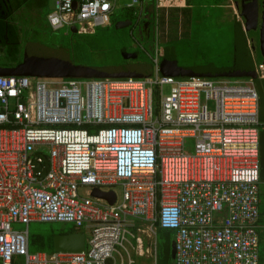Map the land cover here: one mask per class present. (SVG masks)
<instances>
[{"label": "built area", "instance_id": "2783aa9c", "mask_svg": "<svg viewBox=\"0 0 264 264\" xmlns=\"http://www.w3.org/2000/svg\"><path fill=\"white\" fill-rule=\"evenodd\" d=\"M114 1L56 0L47 20L53 30L94 31L110 24ZM175 2L156 0L150 76L0 75V264H116L117 255L133 264L130 249L155 257L159 228L175 233V264H264V62L255 78L162 74L160 13ZM96 188L115 201L93 195ZM31 221L71 222L89 234L85 248L32 252Z\"/></svg>", "mask_w": 264, "mask_h": 264}, {"label": "rangeland", "instance_id": "374dc122", "mask_svg": "<svg viewBox=\"0 0 264 264\" xmlns=\"http://www.w3.org/2000/svg\"><path fill=\"white\" fill-rule=\"evenodd\" d=\"M116 6L110 15V22L115 19L125 18L133 13V9L138 8L140 0L132 2L131 7L126 4L132 0H115ZM196 3L194 9L190 12L189 21L186 28L183 27L180 32L171 31L168 35H159V44L170 51L176 58L178 66L184 71L191 69L195 65H209L224 67L232 64L234 58L233 42L236 38V32L239 30L235 23V17L230 8L224 6H215L217 0H194ZM54 2V0H51ZM226 0H222L225 3ZM54 5V4H53ZM130 10V11H129ZM174 10V11H173ZM172 13L180 15L175 9ZM176 11V13H175ZM43 8L40 10V16H28L27 8L14 14L13 21L17 22L20 30L21 46L16 54V59L20 61L28 60L30 56L40 57L43 61L45 57H68L75 65L100 66L116 64L124 60L123 53H137V60L142 64H150L151 59L148 53L153 52L151 39L142 33V21L146 19L141 17V22L137 23V15L133 14L132 23L122 28H116L115 25L107 27L97 26L93 33H74L68 27L52 31L48 27L45 18L41 19ZM151 15V14H150ZM160 22V21H159ZM161 23V22H160ZM179 22H175L178 27ZM238 29V30H237ZM179 34V36H178ZM247 35L254 39L256 50L254 53V65L263 63L264 56L258 47V35L253 30H249ZM37 47H43L39 49ZM51 47V48H49ZM1 52V51H0ZM2 53V52H1ZM4 53V52H3ZM1 59V58H0ZM128 59V58H127ZM162 60L163 58L160 57ZM45 62V61H44ZM170 92V86H165L164 93ZM259 92L263 101L262 110H264V89L259 86ZM262 139L260 145V160L262 164L261 182L259 187L264 191V127H261ZM194 145L193 138L186 140V152H192ZM80 193H85L84 188H80ZM118 198L121 194L119 186H115ZM264 194V192H263ZM73 226V223L42 222L31 221L28 224L29 234L48 233L49 227ZM17 228L24 229V224H17ZM50 231V229H49ZM263 235L260 242V249H264V229L259 230ZM87 237L89 236L86 233ZM30 251H41V249L30 245ZM16 264H23L22 257L16 259Z\"/></svg>", "mask_w": 264, "mask_h": 264}, {"label": "crops", "instance_id": "0c3cea01", "mask_svg": "<svg viewBox=\"0 0 264 264\" xmlns=\"http://www.w3.org/2000/svg\"><path fill=\"white\" fill-rule=\"evenodd\" d=\"M55 1L56 0H54V2H51V0H47L46 6L41 7L39 9L38 8L27 9L28 10V16H32V17L33 16H36V17H39L40 16V10L43 8L44 12L41 15V19L42 18H45V21L44 20H42V21H43V23L44 22H47L48 27H49L50 25L48 23L47 15L46 14H48L54 8ZM132 2H134V0H132L129 3H127L126 5L129 6V7H131L130 4ZM155 3H156V0H140V3L138 4V8L137 9L134 8L133 9V13H131V11L129 10L130 11V14L127 15L125 18H121V19H118V20L115 19L114 21L110 22V24L107 25V26L115 25V23L117 21H120V22L121 21H125L126 22L127 19H131V21H132L133 20V17H134L133 16L134 13H135V15H137V18H136V22H137V20L139 19V12H140V10L142 8L143 15L141 17L142 18L144 17L146 19L144 21V24H143V28L145 29L143 31L145 33V36L147 38L151 39L150 33L148 31V27H149V22H151V20L153 19L152 12H155ZM195 3L196 2L194 0H176L174 6H172L171 8H168V9L163 8V9H161L160 16H161V22H162V25H163L162 26V34H166V36L168 38V35H169V33L171 31H173V32H175V31L180 32L181 29H183L184 26H185L184 28H186L187 25H188V21H184L185 19H183V21L179 22V20H177L179 22V25H178V27H176L175 26V23L172 22V19H170V17H169V13H170L169 11L171 9L175 8V7H177L178 9L179 8H182V7H184V8H187L188 7L189 9H188V11L186 13L187 14L186 19H188L189 18L188 15H190V12L194 9ZM221 3H222V0H217V2L215 3V6L218 5V6H224L225 8H230L231 11H232V13H233V15H234V17H235V20H236L235 23L238 25V29L239 30L237 29L238 31L236 32L237 33L236 34V38H235V40L233 42V45H234V58H233L232 64H230L228 66H224V67H217V68H228V67H234V66L237 67V66H241V65L242 66H246L247 64H250V62L252 63V65L254 67V63H253L254 60L253 59H254V53H255V50H256V45L254 43V39L252 37H249L247 35V33H248L249 30H246L245 29V21H244V19L242 18V20H239L237 18V15L235 14V12H236V10H235L236 9L235 8V3H234L233 0H226L225 3H223V4H221ZM115 6H116V1H114V7ZM45 12H47V13L44 14ZM112 13H113V11H112ZM112 13H111V15H112ZM9 20L12 23L13 18H10ZM15 23H17V22H15ZM145 24H147V26H145ZM107 26H103V27H107ZM125 26H128V25H124V26L122 25V26H119V27L122 28V27H125ZM165 26H167V28ZM119 27H117V28H119ZM50 28H51V26H50ZM68 28H69V30L71 32H73L71 30V27H68ZM51 30L54 31L52 28H51ZM74 33H78V32L76 31ZM89 33H93V31H90ZM162 34H161V39H162ZM178 36H179V34H178ZM143 37H144V35H143ZM37 48L42 49L41 47H37ZM49 48H51V47H49ZM163 49H164V54H165V48L163 47ZM0 55L2 56V53L1 52H0ZM163 56H162V58L164 59ZM55 57H58L61 60L63 58H66V57H60V56H55ZM163 59L161 60L159 58V67H160V70H161V63H162ZM125 60H127V58H124V60H122L121 62H118L116 64H123L122 62L125 61ZM128 60H134L135 63L136 62H139V60H137V59H128ZM62 62H64V61H62ZM126 63H131V62L130 61L129 62L127 61ZM61 64H64V63H61ZM148 65L151 68V73L149 74V76H150V75H152L154 73V69H155V66H154V63H153L152 59H151L150 64H148ZM178 67H179V70H180V66H178ZM0 75H2V74H0ZM221 76H226V75H221ZM229 77H235V76H229ZM244 77H248V76H244ZM250 77H252V76H250ZM52 78H68V77H52ZM72 78H80V77H72ZM91 78H98V77H91ZM261 101H262V99H261ZM261 103H263V101ZM260 109H261V111H260V120H263L264 119V110H262V107L261 106H260ZM87 128L90 131H93L95 129L94 126H88ZM261 136H262V131H261V127H260L259 146L261 145V139H262ZM106 191H108V190L106 189ZM115 196H116V194H115ZM132 221L134 222V225L132 227H129V229H130L131 232L135 231L136 230V226L139 225V222L137 221V219H134ZM259 221L262 224H264V216L261 215ZM49 229H50V231H49ZM49 229H48V233H46V234L45 233H38V234H34L32 236H31V234H29V249H30V245L35 246V244L32 243V242H34V239L33 238L35 236L39 235V237H46V236H48L50 234L53 235L54 233H66V234L67 233H72V232L82 233V234H84L85 243H86L87 235H86V233H84V230H82V229H77L74 226H71V227H68V228H66V226H61V228L52 226V227H49ZM260 229H264V228H260ZM28 232H29V229H28ZM168 235L169 234H164V233L161 235L160 234V231H158V233L156 232V243L157 244H156V247L154 248V250L156 252L155 257H154V255L152 256L150 254H143V255L135 254L134 253V249H133V251L130 249L131 256H132V258L134 260V263L133 264H175L174 263V260L175 259H174V255H173L175 233H171L170 236H168ZM144 244H145V246H147V245L151 246L152 241L149 238L145 237L144 238ZM145 250L146 249L144 247L143 248V251L146 252ZM52 251H57V250L54 249V246H53V250ZM52 251H48V250H45V249L42 250L41 249L40 252H52ZM115 262H116V264H127L126 262H121V258L118 255L115 258Z\"/></svg>", "mask_w": 264, "mask_h": 264}, {"label": "water", "instance_id": "95a60500", "mask_svg": "<svg viewBox=\"0 0 264 264\" xmlns=\"http://www.w3.org/2000/svg\"><path fill=\"white\" fill-rule=\"evenodd\" d=\"M251 2L256 3V6L253 5L252 10L248 9L246 6ZM251 2L244 3L241 1L240 7L238 10L240 16L245 21V29L250 30V22H253V27L257 21L258 17V5L257 0H251ZM264 3V2H263ZM237 4V2H236ZM246 5V6H245ZM264 8V7H263ZM131 19L127 21H117L115 27L130 25ZM147 26V24H145ZM264 26V21H263ZM73 32H76L75 27H71ZM263 30H261L260 39H259V50L264 56V43H263ZM43 48V47H41ZM125 54V53H124ZM124 58L136 59L137 53L129 52L124 55ZM32 62L37 61L38 69L35 68V71H32V67L26 65L27 75H34L38 77H80V78H91V77H125V76H134V77H146L151 73V68L148 64H142L139 62L123 63V64H110V65H100V66H84V65H75L70 58L66 57L62 60L58 57H45L44 61L41 58L31 59ZM64 61V62H62ZM64 63V64H61ZM30 65H33L31 63ZM35 67V65H34ZM25 69V68H24ZM220 71L212 76H252L256 77L254 72V67L252 63L247 64L246 66H234L228 68H218ZM23 70V68H22ZM245 71V72H244ZM161 72L165 75H175L180 76V70L176 61V58L173 54H166L162 63H161ZM211 76V77H212ZM95 196H100L107 200L109 203H113L115 200V194L113 191L100 190L98 188L94 189L92 192ZM53 246L55 250H66V251H80L85 248V237L82 233H54L52 236ZM174 255V248H173Z\"/></svg>", "mask_w": 264, "mask_h": 264}, {"label": "trees", "instance_id": "16d2710c", "mask_svg": "<svg viewBox=\"0 0 264 264\" xmlns=\"http://www.w3.org/2000/svg\"><path fill=\"white\" fill-rule=\"evenodd\" d=\"M46 2L47 0H0V51L2 52V56L0 55V58H1L0 59V74L16 75V76L27 75L28 73L26 72L31 73L32 71H35V68L38 69L37 61H35V64L34 62L31 61V59H34V58L36 59L37 57L30 56L28 60H23V61H20L19 58L16 59V54H18V51L21 46L20 30L18 28L17 23H15L14 21H12L11 23L9 19L13 18L14 14L20 12V10L23 8H27V9L38 8L39 9L41 7L46 6ZM173 9H175L176 11L178 10L177 12H179L180 15L178 16L177 14L174 15V13H172L171 15L172 22L175 23L177 20L181 22L183 21V19H185L184 21H189V18L186 19V16H187L186 13L189 9L188 7L187 8L182 7L179 9L175 7ZM46 13L47 12H45L44 14ZM167 53L170 54V51L165 48V54L163 57H165ZM31 63H33V65H30ZM26 65L31 66L32 71H26ZM217 71L219 72L220 70L217 67L213 66L212 64L200 65V66L195 65L194 67L186 71H184L180 67V76L188 77L192 75H197V76H206L209 78L212 75H215ZM42 77H46V76H42ZM261 106H262V103H261ZM263 192L264 191H262L261 188L259 187V198H260L259 207H260V212L262 216H264V194ZM158 231H160L161 235L164 233V234H169L168 236H170L171 233H174L173 230L161 229V228L157 230V233ZM262 235L263 234L259 231V256H260L261 262L264 261L263 260L264 259V249H260V242H261V238L263 237ZM52 236H53L52 234L46 237H39V235H37L33 238L34 242L32 243L35 244L36 248L52 251L53 250Z\"/></svg>", "mask_w": 264, "mask_h": 264}, {"label": "flooded vegetation", "instance_id": "af4514ba", "mask_svg": "<svg viewBox=\"0 0 264 264\" xmlns=\"http://www.w3.org/2000/svg\"><path fill=\"white\" fill-rule=\"evenodd\" d=\"M234 1V3H235V7H236V5H238L239 7H240V5H241V1L242 0H233ZM244 1V3H247V2H251V0H243ZM236 2H237V4H236ZM264 0H257V5H258V17H257V21H256V23H255V26L253 27V22H250V26L252 27V29H250V30H253V32H255L256 33V35H258V38L260 39V34H261V30H263V43H264V26H263V21H264ZM253 5H255L256 6V3H254V2H251L250 3V5L248 4L246 7L248 8V9H250V10H252V7H253ZM237 9H238V7H236ZM240 10V9H239ZM260 45H259V41H258V47H259ZM135 62L134 60H125V61H123L122 63H126V62Z\"/></svg>", "mask_w": 264, "mask_h": 264}, {"label": "clouds", "instance_id": "9594fccd", "mask_svg": "<svg viewBox=\"0 0 264 264\" xmlns=\"http://www.w3.org/2000/svg\"><path fill=\"white\" fill-rule=\"evenodd\" d=\"M236 8V7H235ZM238 13H239V15H240V12H239V10L236 8L235 9ZM241 17V16H240ZM242 18V17H241ZM264 62V61H263ZM254 72H255V70H254ZM235 77H244V76H235ZM261 106V105H260Z\"/></svg>", "mask_w": 264, "mask_h": 264}]
</instances>
